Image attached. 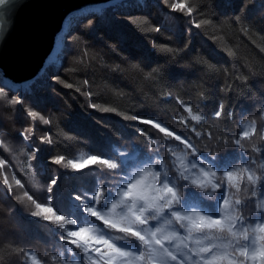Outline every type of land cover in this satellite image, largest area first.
I'll use <instances>...</instances> for the list:
<instances>
[{
	"label": "trees",
	"instance_id": "16d2710c",
	"mask_svg": "<svg viewBox=\"0 0 264 264\" xmlns=\"http://www.w3.org/2000/svg\"><path fill=\"white\" fill-rule=\"evenodd\" d=\"M57 42L32 81L14 84L0 72V264H33L26 253L36 264H91L64 238L76 225L61 228L55 215L87 217L122 235L84 205H95L90 194L100 185L115 191L148 159L187 185L185 212L219 218L214 198L222 195L257 215L250 209L260 197L251 196L243 166L264 175V0H120L79 12ZM184 153L205 168L212 161L222 187L179 178L176 156ZM105 158L117 168L99 163ZM224 169L239 172L230 182Z\"/></svg>",
	"mask_w": 264,
	"mask_h": 264
},
{
	"label": "snow or ice",
	"instance_id": "6c2138e0",
	"mask_svg": "<svg viewBox=\"0 0 264 264\" xmlns=\"http://www.w3.org/2000/svg\"><path fill=\"white\" fill-rule=\"evenodd\" d=\"M9 2L10 0H0V7ZM175 7L183 9L185 5L178 3ZM188 11L191 14L190 8ZM19 102L18 100L17 103ZM28 115L33 119L37 118L35 112L30 111ZM191 119L199 122L202 116L191 115ZM148 122L141 120V123ZM153 126L158 124L154 123ZM160 130L164 131V128L161 127ZM167 135H172V132ZM249 135L248 131L243 132V137ZM176 138L180 139L179 136ZM181 143L185 141L181 139ZM236 143L240 144V141L237 140ZM0 146H3L2 141ZM190 147V143H185V148ZM192 154L195 155V152ZM62 160L63 157L53 162L59 164ZM176 160L179 162L176 166L178 177L184 181H190L199 188L211 186L213 191L222 187L214 183L217 173L213 171L215 165L212 161L208 162L212 167L205 168V161H190L187 159V153L176 156ZM92 161L96 162L95 156ZM69 163H72L74 168L81 166L73 163L71 159ZM99 163H106L110 169L117 168V163L108 162L106 158L101 159ZM2 165L3 160H0V166ZM259 167L264 168V162H261ZM141 168V171L129 175L115 191L106 185H100L90 194L96 202L95 205H84V210L89 216L102 221L107 229L122 235H113L97 225L95 220H88L87 217L79 216L66 220L64 215H55V221L62 222L59 225L61 228H64L65 224L76 225L74 229L65 228L67 235L64 238L69 244L82 249L91 264H264V175H257L247 164L243 166V170L248 174L247 180L253 186L251 196L260 197L254 208L250 209V213H257L255 217L243 214L244 209L248 208L247 203L236 199L233 204L230 197L221 195L214 198L219 214V218H215L213 214H202L199 211L185 212L188 194L183 190L187 185L180 184L177 178H170L168 171L163 167L154 170L153 161L148 159ZM193 169L197 171L193 172ZM224 171L231 182L239 169ZM5 183H8L7 178ZM16 183L20 184V181L17 180ZM52 183L55 184L56 181L53 180ZM234 186L237 191L240 190L238 184ZM28 198L32 199L31 196ZM77 199L81 197L78 195ZM221 200L228 206L223 212H220ZM242 204V208L237 207ZM36 206L39 208L40 204L37 203ZM52 207L44 211L52 212ZM44 218L51 219L49 216ZM153 221L155 223H151ZM174 221L184 229L186 235L179 234L178 229L173 226ZM212 232H226L231 239L213 237L210 234ZM26 255L36 264L35 253Z\"/></svg>",
	"mask_w": 264,
	"mask_h": 264
},
{
	"label": "water",
	"instance_id": "95a60500",
	"mask_svg": "<svg viewBox=\"0 0 264 264\" xmlns=\"http://www.w3.org/2000/svg\"><path fill=\"white\" fill-rule=\"evenodd\" d=\"M118 0H10L0 7V72L14 84L37 77L74 17Z\"/></svg>",
	"mask_w": 264,
	"mask_h": 264
},
{
	"label": "rangeland",
	"instance_id": "374dc122",
	"mask_svg": "<svg viewBox=\"0 0 264 264\" xmlns=\"http://www.w3.org/2000/svg\"><path fill=\"white\" fill-rule=\"evenodd\" d=\"M118 1H120V0H118ZM118 1H115V2H118ZM115 2H113V3H115ZM113 3L106 4V5H111V4H113ZM57 39H58V36L56 37V44L58 43V42H57ZM97 246H99V245H97Z\"/></svg>",
	"mask_w": 264,
	"mask_h": 264
}]
</instances>
